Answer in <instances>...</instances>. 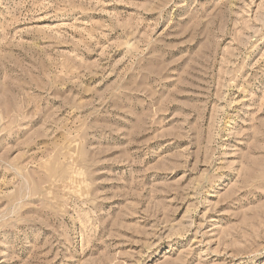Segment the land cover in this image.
<instances>
[{"label": "rangeland", "instance_id": "1", "mask_svg": "<svg viewBox=\"0 0 264 264\" xmlns=\"http://www.w3.org/2000/svg\"><path fill=\"white\" fill-rule=\"evenodd\" d=\"M0 264H264V0H0Z\"/></svg>", "mask_w": 264, "mask_h": 264}]
</instances>
